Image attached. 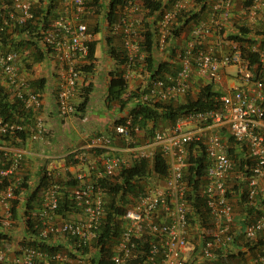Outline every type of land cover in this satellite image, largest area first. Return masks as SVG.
Here are the masks:
<instances>
[{
	"label": "built area",
	"instance_id": "1",
	"mask_svg": "<svg viewBox=\"0 0 264 264\" xmlns=\"http://www.w3.org/2000/svg\"><path fill=\"white\" fill-rule=\"evenodd\" d=\"M37 1L0 0V32L13 36L17 27L24 26L25 35H38L35 41L39 49L50 54L60 69L57 110L60 116L67 117L76 111L74 99L82 82V67L89 64V42L93 40V34L87 25L88 0H58L56 15L46 24L35 13ZM137 1L139 3L125 0L121 16L110 24L111 32L121 37L127 57V70L122 74L125 81L131 80L135 62L144 58L137 27L142 19H133L130 14L143 7L142 0ZM163 3L165 6L155 22L158 50L166 49L170 31L175 27L179 32L186 28L187 33L183 46L174 49L173 60H170L175 62L176 71L146 79L140 102L154 104L177 100L195 89L198 91L199 87L194 86L196 80L201 85L212 84L220 92L219 105L188 111L173 124L154 129L143 143L137 139L143 128L131 114L113 126L114 136L123 140L122 147L113 146L111 136H93L87 146L105 150L102 165L94 168L95 172L91 174H75L76 183L66 191L78 216L64 219L56 213L63 191L61 184L54 182L42 188L39 204L31 212L35 220V238L52 243L68 241L70 252L28 243L13 248L6 240H0V264H84L90 252L85 248H90L96 240L106 216L101 180L117 177L122 168L132 163L152 160L158 151L167 165L163 184L143 187L126 204L120 216V233L108 264H185L190 230L187 196L193 194L185 170L190 155L202 146L207 165L197 193L214 229L210 237L204 239L199 254L203 260H215L217 251L233 241L234 235L230 231L233 207L227 192L228 180L235 173V163L226 139L231 136L236 145L245 149L246 157L253 161L247 178L248 198L253 200L264 191V187L259 186V181H264V47L259 42L248 45L234 40H223L221 46L222 43L220 45V41L215 40L222 37L221 31L234 12H238L237 16L240 13L242 24L250 29L264 15V0H250L248 5L243 4L240 12L236 11L234 0H163ZM191 7L205 10L207 15L189 21L187 25L178 23V15L189 13ZM243 48L257 54L256 65L251 66L244 59ZM21 58V51L0 48V79L10 87V97L18 99L25 110L35 112L42 101L39 93L31 87L29 78L20 70ZM230 66L237 67L236 75L226 72ZM224 75L236 78L240 83L232 81L221 86ZM218 85L221 86L219 90ZM17 131H27V137L36 141L44 139L45 128L39 117L34 124L26 125L20 120L5 119L0 111V152L5 161L0 166V184H4L0 187V225L4 227L11 223V201L23 183L24 153L11 144ZM71 153L73 159L80 158L78 164L85 163L87 156L84 152L75 150ZM68 164L78 165L72 161ZM59 173L51 169L45 171L52 180ZM64 180H70V177ZM263 230L264 212L245 226L244 237L248 241L256 240ZM261 249L262 253L249 256L246 264H264V245Z\"/></svg>",
	"mask_w": 264,
	"mask_h": 264
},
{
	"label": "trees",
	"instance_id": "2",
	"mask_svg": "<svg viewBox=\"0 0 264 264\" xmlns=\"http://www.w3.org/2000/svg\"><path fill=\"white\" fill-rule=\"evenodd\" d=\"M125 0H88L87 8H96L97 11L104 10L105 16L108 20V24H111L118 16H121V12L123 11ZM200 1V0H198ZM249 1H246L245 4H249ZM58 6V0H38L37 6L35 7V13L41 17V22L43 24L51 21L56 15V9ZM142 6L147 11L146 18L151 17V21H143L145 26L144 40L142 47L146 52V56L143 61V65L141 69L144 74H147V78H155L161 77L165 73H174L176 71V66L169 64L166 60L159 59L156 57L155 53V27L154 23L160 14L163 6V0H142ZM203 8V7H202ZM119 10H122L118 13ZM118 13V15H117ZM197 13H185L180 14L177 17L178 23H182L187 25L189 21L196 20ZM186 16V17H185ZM145 18V19H146ZM185 18V19H184ZM90 32L96 34L100 31L99 24L95 23L93 27L91 24L88 25ZM26 28L17 27L14 31L13 36H9L6 33L0 32V48L4 49H14L21 51L26 54V56H30V60L35 63L39 62L45 56V53L41 51L36 44L35 39L37 38V34H29L25 35ZM34 31V28H32ZM179 32L178 28L172 30L173 35H177ZM258 32V31H256ZM259 33V32H258ZM262 38L259 40L261 47H264V30L262 33ZM229 39L237 41L241 44L248 43V45L255 42V38L251 35V30L248 27L240 26L238 29V33L230 34L228 36ZM250 43V44H249ZM95 49H96V41L91 40L89 42V53L88 59L89 64L82 67V70L85 72H91L94 67V59H95ZM109 52L113 57L118 56L114 47L109 48ZM244 59L248 61L251 66L257 64V54L251 52L248 48H243ZM42 79H40L41 81ZM40 83V84H39ZM41 82L31 81V86L35 89V87H39ZM35 86V87H34ZM90 88H86V93L82 94L81 102L76 105V110L83 111L86 105L89 102L88 90ZM138 91V90H137ZM122 93H126L125 97L122 96ZM220 92H218L212 84L200 85L196 95L194 97L187 96L185 99L178 100H170L167 102L147 104L141 103L138 101V92L136 91H127L126 83L123 79L118 75L117 77H112L109 82V97L111 99L118 100L121 107H124L128 101H132L133 105L129 109V113L132 115L134 121H137L145 132V137L151 136L154 129L162 128L166 125L173 124L176 119L182 114L187 113L188 111L198 110V109H206L213 108L218 106V97ZM0 111L3 117L7 120H20L24 124L31 120L30 118H34L31 110H25L22 103L13 97H10L9 91L6 87L0 85ZM124 118H118L115 122H123ZM27 131H17L15 133V137L24 140ZM8 137H4L7 139ZM228 143V151L230 156L233 158L235 163V172L240 174L238 176L243 177V180H239L237 178L233 180H228V192L227 196L237 204V207L241 208V212L239 213L236 210V214L234 215L235 224L237 228L240 229L239 236L235 235L233 239V243L238 241L240 245L246 247V251L249 253L260 252L262 253V246L264 245V230L259 233L256 240L248 241L244 237V228L247 224L253 221L258 215L262 213L260 209L257 208L256 205L264 206V196L263 194H257L256 197L251 200L248 198L247 194V178L250 176L249 167L252 165V160L246 157V151L244 148L236 145L231 136H228L226 139ZM202 146V145H200ZM81 153V152H80ZM68 158L67 163L72 161L74 164H78L80 158L73 159V155ZM82 157V156H81ZM188 166L185 170V178L188 184L192 187L193 194H189L187 198L190 202V208L188 209V218L190 222V226L197 227L200 225V228L208 227L212 224L207 210L202 207L203 200L199 198L197 190L200 182L204 181V174L207 165V159L204 154L203 146L196 149L194 155H190L188 158ZM4 157L0 152V166L4 165ZM151 167V168H150ZM153 170L160 177H164L167 174V165L164 157L158 151L153 157L152 161L141 160L136 163H132L128 167L122 168L117 177L113 179H102V187L105 192V209L106 216L100 227L98 232V236L96 240L92 243L90 248H85L86 252L90 251L94 246L97 249L94 250L92 256L89 254L86 258H88V264H108L109 256L112 252V247L115 244V239L118 237L122 225V220L120 216L125 211V206L128 203L127 197L134 195L136 196L140 190H142L141 185H137L136 181L141 179L142 177L149 174V170ZM27 178H24L22 188L26 189L27 193L25 197L18 195L17 198L12 200L11 210L12 215L17 217L18 215V207L20 206L21 200L26 201L24 203L23 212L21 215V222L24 224V234L22 236L21 244L28 243L32 245H36L39 247H43L49 250H67L68 241L59 240L56 243L46 242V241H38L35 238V220L31 219V210L35 206L37 199L39 198L40 192L44 186L49 184L50 182L59 183L62 186V197L59 199V206L56 210V213L60 216H68L71 213H74V209L72 207V203L68 199L67 189L68 187L73 186L76 181L75 180H67L65 181L61 177H56L54 180L48 178L47 175L42 173L40 175L39 181L34 186V188H29L27 184ZM4 184H0L2 187ZM66 185V186H65ZM18 193V190L16 191ZM196 195V197H194ZM264 208V207H263ZM236 209V208H235ZM210 223V224H209ZM236 228V229H237ZM235 229V230H236ZM201 230V229H200ZM200 230H195L196 233ZM208 238L204 236L203 239L196 236L197 240L195 243L196 251H199L200 246L204 243V239ZM10 239V234L0 229V240ZM55 244V245H54ZM228 250H219L217 251V260L227 262L228 259L237 257H243L244 252H231L229 247ZM196 260L194 257L191 260L193 263ZM227 260V261H226ZM135 264V263H133Z\"/></svg>",
	"mask_w": 264,
	"mask_h": 264
},
{
	"label": "crops",
	"instance_id": "3",
	"mask_svg": "<svg viewBox=\"0 0 264 264\" xmlns=\"http://www.w3.org/2000/svg\"><path fill=\"white\" fill-rule=\"evenodd\" d=\"M197 14L198 15L195 18L196 20L206 16L207 12L203 10ZM235 15L237 16L238 14L234 12L231 15V17H233H230L231 20ZM97 34H94L92 38L96 41L94 67L91 72L83 73L82 82L74 99L75 105H78L82 100V94L86 93V88H90L88 90L89 102L83 111L77 110L67 117H60L58 115L56 95L60 69L58 68V65L54 61L53 57L50 54H44L45 56L43 59L35 63H33L30 59L28 62H26V60L23 61L25 58L24 56L20 59V70L24 73V75H26L30 81L39 80V82H41L39 87H34L35 90L40 94L42 106L37 111H32L34 118L31 117V120L26 122V125L31 123L34 124L35 119L39 117L42 119L46 131L43 140L35 141L29 139V137H25L24 140H20L18 138L13 140L17 142V147H14L20 148L24 153L21 172L23 173V177L27 178L26 181L30 188H33L39 181L40 175H42L43 172V168L55 169L56 172L68 171L70 173L81 169L85 175L91 174L93 171L95 172L94 168L97 169L101 167L102 158L105 155V150L88 148L87 145L89 140L95 135L111 136L113 146L122 147L124 144L122 138L114 136L113 126L116 119L121 117L124 118L129 113V109L133 103L132 101H128L124 107H121L118 100L111 99V97H109V82L111 78L117 77L118 75H120V77L122 76L123 57L120 54L122 45L120 41L117 40L118 37L116 38L115 35L102 34L101 41V39H98ZM98 41L103 42L102 55L100 56L98 53ZM209 42H211V39ZM112 46L118 55L116 57H113L109 52V48ZM134 78L135 75L129 82H126L127 91H130L131 87L133 86L135 82ZM230 78L231 76L224 75L222 77L221 86L222 84H228L229 82L231 83ZM40 79L42 80L40 81ZM0 85L6 87L8 91L10 90V87H8L5 81L2 79L0 80ZM221 86L218 85V90L221 89ZM125 95L126 93H122L123 97H125ZM58 122H62L63 125L67 124V127H71L73 134L80 133V137L77 140L74 139V141L71 142V145L74 143V148H72L73 146L70 145L65 149L57 148L59 152H54L56 147V144H53L55 135L54 127L57 126ZM75 122H78V125L81 127L80 129L73 127L72 124ZM75 150H78L79 153L80 151L84 152L87 156V159L85 163L71 166L67 163V160L71 157L69 154ZM59 177L65 179L66 176L64 173H61ZM259 186L264 187L263 180L259 181ZM262 187L260 188L263 189ZM262 194L264 196V191ZM21 204L23 205V200H21L19 204V215H21L23 210ZM256 206L262 211V213L264 212V206ZM77 216L78 215L75 213L69 215V217L72 218H76ZM18 220L19 223H21V219L18 218ZM18 228L20 229V226H18ZM239 234L240 229L237 228L235 230V235L239 236ZM223 250L226 252L228 249L224 248ZM229 250H231V252H244L243 256L249 255V252L246 251V247L240 245L238 241L232 243L229 246ZM247 261L248 259L246 260V263ZM227 264H238V262H229Z\"/></svg>",
	"mask_w": 264,
	"mask_h": 264
},
{
	"label": "rangeland",
	"instance_id": "4",
	"mask_svg": "<svg viewBox=\"0 0 264 264\" xmlns=\"http://www.w3.org/2000/svg\"><path fill=\"white\" fill-rule=\"evenodd\" d=\"M133 1L136 2V3H139L137 0H133ZM234 3H235L236 11L240 12V9L243 6V4H245V1L244 0H234ZM89 9H90V13L87 15V17H88L87 23H88V25L91 24V27H93V25L95 23L99 24V28H100V32L101 33L99 32L97 34V37H98V39H101V41H102V34H104V35H109L110 34L108 20H107V18L105 16L106 12L104 10L96 12V8L95 7L94 8L89 7ZM120 11H122V10H119L118 13ZM200 11H202V10H199V8H197V7L196 8L195 7H191L189 13L190 14L198 13ZM118 13H117V15H118ZM236 13L238 14V12H236ZM130 14L132 15L133 19L134 18H137V19L141 18L142 19V22H140L139 26H137L138 27V32L142 36L143 35V28H145V26L143 24V21L146 18L145 10L143 9V7L142 8L140 7L139 10H137L135 12H131ZM240 26H244V24H242V18H241L240 13H239V16L235 15L232 20L230 19V21L225 26V29L222 30V31H225V36L226 37L217 39L216 41L227 40V39L229 40L228 36L230 34L238 33V29H239ZM250 30H251L252 37L255 38V43H258L259 40L262 38V35L260 34V32L262 33V31L264 30V15L256 22V24L251 25ZM256 31H258L259 33L256 32ZM170 32L171 33H170L169 38H168L169 40H168V45H167L166 49L164 51L156 50V52H155L156 53V57L159 58V59H163V60L173 59L172 58V56H173L172 49L173 48L182 47L183 44H184L183 42H184V39H185V36H186V33H187V29L186 28L181 29L180 32L178 33V35H176V36L173 35L172 31H170ZM117 40L120 41L119 38H117ZM101 41H98V43H97L99 56L102 55L103 42H101ZM222 45H224V42H222ZM29 57L30 56H26V54H25L24 60H26V62H28L29 59H30ZM236 70H237L236 66H230V67L227 68V72H229L231 75H236ZM134 79H135V82H134L133 86L131 87V89L135 91V90L140 89L142 87V84L146 80V76H145L144 73H139V76H136ZM230 80H231V82L232 81H237L238 83H240L239 80L236 79V78H234V79L230 78ZM195 83H196L194 85L195 88L199 87L201 85V84H199V81L195 80ZM196 92H197V90L195 89L193 93L191 92V93L187 94L186 96H182L180 98V100L185 99L187 96L194 97L196 95ZM60 117H62V116H60ZM72 125L75 128H79V129L81 128L80 125H78V122H75ZM108 129H109V127H108ZM54 130H55L54 131L55 135H54L53 144H56L54 152H59L57 150V148L58 149L59 148L60 149L67 148L68 146L71 145V142H73L74 139L77 140L80 137V133L73 134L72 133V128L71 127H67V124L63 125L62 122H58L57 126L54 127ZM86 132H87V130H86ZM87 135H89V134H87ZM137 139H138L139 142L143 143L147 139V137H145L144 132H143L142 134H140L138 136ZM11 144L13 146L17 147V142L14 141ZM73 145H74V143L71 146H73ZM74 147L75 146H73L72 148H74ZM77 173H83V170H81V169L80 170H76L75 172H72V173L65 172L64 174L66 176L65 178H69V177H72L73 175H75ZM238 175H240V174H237L236 172L233 173L231 178H230V180H233L235 178L239 179L240 181L243 180V177H240ZM136 184L137 185L138 184L141 185L142 188H143V187H148V186H151V185L152 186H154V185H162L163 181H162V178L158 177L155 174V172L151 169V170H149V174H147L146 176H144L141 179L137 180ZM133 197H134V195H131V196L127 197L128 203H129L130 200H132ZM231 203H232V207H233V212L236 214V210H237L240 213L241 212V210H240L241 208L237 207V204L234 202V199H233V202L231 201ZM234 221H235V218H234ZM18 226H20V229L18 228ZM232 228H233V231H235V229L237 228V225L235 224V222L233 223V227ZM0 229L5 231L6 233L10 234V239H8L9 242H10L9 245H11L13 248H16L17 245L21 243L22 236L24 234V226H23L22 222L19 223V220L17 219V217H14V218L12 217V220H11V223H10L9 226L4 227V226L0 225ZM213 229H214V226L212 224H210L208 227H203V228H200V225L197 226L196 228L190 226V230H189V233H188V237L189 238H188V243H187L188 254H187V258H186L185 264H214L215 262H218L220 264H227L229 262L230 263L238 262V264H243V263L245 264L246 260L249 258V256L255 255L254 253H249L248 256L237 257V259L231 258V259H228V261L226 260L227 262H223V261H220V260H218V261H216V260H203L202 257L199 254V251H196V249H195V243L197 241L195 239V237L198 236L201 239H203L204 236H207L209 238L211 233L213 232ZM195 230H200V231H198L196 233ZM94 250H96L95 252H97V249L93 246L92 249H91V253L92 254H93ZM61 252L69 253L66 249L61 250ZM194 255L196 257V260L193 263H191V260L194 257ZM88 260L89 259L86 258L84 264H88ZM72 264H78V263L74 262Z\"/></svg>",
	"mask_w": 264,
	"mask_h": 264
},
{
	"label": "clouds",
	"instance_id": "5",
	"mask_svg": "<svg viewBox=\"0 0 264 264\" xmlns=\"http://www.w3.org/2000/svg\"><path fill=\"white\" fill-rule=\"evenodd\" d=\"M158 16H159V14H158ZM148 18H150L148 21H151L152 20V18L151 17H148ZM148 18H146V19H148ZM158 18V17H157ZM118 19V18H117ZM117 19H115V20H117ZM146 19L144 20V22L146 21ZM114 20V21H115ZM157 20V19H156ZM113 21V22H114ZM156 22V21H155ZM87 25H88V23H87ZM154 25V27H155V23L153 24ZM226 26V25H225ZM225 26L223 27V29H225ZM89 29V28H88ZM100 29V28H99ZM222 29V30H223ZM90 31V30H89ZM109 31H110V34H112V35H115V34H113L112 32H111V29H110V24H109ZM100 32V31H99ZM92 33V32H91ZM144 33H145V28H143V35L141 36L140 35V38L138 39V43H139V45H140V47H141V50L142 51H144V49H143V47H142V44H143V40H144ZM179 33V32H178ZM93 34V33H92ZM97 34V33H96ZM94 35V34H93ZM156 35H157V31H156V27H155V52H156V50H158V48H157V46H156ZM178 35V34H177ZM116 36V38L118 37L119 39H120V43H121V52H120V54H121V56L123 57V61H122V70H123V72H122V74L127 70L126 69V61H127V57H126V54H125V50H124V48H123V44H122V39H121V37L119 36V35H115ZM176 36V35H175ZM221 38H225L226 36H225V31H221ZM169 40V39H168ZM228 40V39H227ZM229 40H231V39H229ZM216 41V40H215ZM222 42H224L223 40H221L220 41V43H222ZM260 42V41H259ZM0 46H2V44H0ZM174 49L175 48H173L172 49V53H173V55H174ZM25 57V53H23L22 52V57ZM145 56H146V52L144 51V58H145ZM173 57V56H172ZM144 58L143 59H140V60H137L136 62H135V65L134 66H132V72H133V75H132V78L134 77V75H135V77L136 76H139V73H145V72H143L142 71V69H141V66L144 64L143 63V61H144ZM24 60V59H23ZM170 60H173V59H170ZM169 59L168 60H166L169 64H171V65H173V66H176V64H175V62L174 61H170ZM83 72H85V71H83ZM145 76H146V79H148L147 78V74H145ZM121 78H122V76H121ZM131 78V79H132ZM123 79V78H122ZM123 81H125L124 79H123ZM146 81V80H145ZM145 81H144V83H145ZM126 82H129V81H125V83ZM30 83H31V81H30ZM143 83V84H144ZM142 84V87L140 88V89H137V90H135L136 92H138V101H140V95L144 92V85ZM32 87V86H31ZM33 88V87H32ZM34 89V88H33ZM35 90V89H34ZM132 89H130V91H131ZM36 91V90H35ZM132 91H134V90H132ZM40 95V94H39ZM187 95V94H186ZM186 95H184V96H186ZM182 97V96H181ZM180 97V98H181ZM179 98V99H180ZM178 100V99H177ZM75 103V102H74ZM133 103V102H132ZM160 103V102H159ZM41 106H42V104H41ZM40 109V108H39ZM75 109H76V105H75ZM77 111V110H76ZM30 112H32V111H30ZM128 114H130V113H128ZM116 123H119V122H114V124H116ZM46 132V131H45ZM143 132H144V130H143ZM45 134V133H44ZM144 135H145V132H144ZM27 136V135H26ZM150 138V136H148L147 137V139H149ZM14 139H16V137H14ZM146 139V140H147ZM12 142H14L13 140L11 141V143ZM78 151V150H77ZM79 152V151H78ZM81 152V151H80ZM69 155H72V153H70ZM149 161V160H148ZM150 161H152V160H150ZM22 162H23V160H22ZM46 169L47 168H43V172L42 173H44L45 174V171H46ZM52 171H54L55 169H51ZM65 172H68V171H63V172H61V173H65ZM22 173V172H21ZM156 174V173H155ZM22 175H23V173H22ZM157 175V174H156ZM74 176V175H73ZM73 176L72 177H70V180H74V178H73ZM158 177H160L159 175H157ZM58 177V176H57ZM160 178H162V177H160ZM23 181H24V177H23ZM23 184V183H22ZM28 184V183H27ZM29 186V185H28ZM29 188H30V186H29ZM34 188V187H33ZM32 189V188H31ZM26 189H24L23 190V188H22V185L20 186V189L18 190V193H17V196H16V198L18 197V195L20 194L21 196H23V197H25V194L27 193V191H25ZM42 192V191H41ZM41 192H40V195H39V198L37 199V201H36V203H35V206L33 207V209H35L37 206H38V204H39V200H40V197H41ZM25 193V194H24ZM259 194H262V192H259ZM15 199V198H14ZM229 200H230V198H229ZM26 201H23V205L21 204V207H22V209H23V207H24V203H25ZM230 202H231V200H230ZM232 204V203H231ZM11 205H12V201H11ZM10 209H11V206H10ZM17 209H19V207L17 208ZM32 209V210H33ZM32 210H31V212H32ZM22 212H23V210H22ZM22 212H21V215H22ZM11 213H12V210H11ZM74 213L75 214H78L77 212H76V210H74ZM31 214V213H30ZM72 214V213H71ZM21 215H19V213H18V215H17V219L18 218H22L21 217ZM70 215V214H69ZM69 215L68 216H60L59 215V217H61V218H64V219H73L72 217H69ZM234 215H235V213L233 212V223H234ZM12 217L14 218L15 216H13L12 215ZM31 219L32 220H34L33 219V217H32V214H31ZM59 219V218H58ZM23 226H24V224H23ZM232 227H233V225H232ZM231 233L234 235V237H235V231H233V228H231ZM6 242L9 244L10 242H9V240L7 239L6 240ZM233 242H231L229 245H227V247H229L231 244H232ZM21 244V243H20ZM19 245V244H18ZM11 246V245H10ZM12 247V246H11ZM226 247V248H227ZM67 251L68 252H70V250L68 249V247H67ZM89 254H91V250H90V252H89ZM215 260H217V257H216V259Z\"/></svg>",
	"mask_w": 264,
	"mask_h": 264
}]
</instances>
